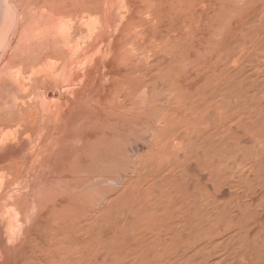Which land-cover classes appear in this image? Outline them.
<instances>
[{"label":"rangeland","instance_id":"1","mask_svg":"<svg viewBox=\"0 0 264 264\" xmlns=\"http://www.w3.org/2000/svg\"><path fill=\"white\" fill-rule=\"evenodd\" d=\"M0 264H264V0H0Z\"/></svg>","mask_w":264,"mask_h":264},{"label":"bare ground","instance_id":"2","mask_svg":"<svg viewBox=\"0 0 264 264\" xmlns=\"http://www.w3.org/2000/svg\"><path fill=\"white\" fill-rule=\"evenodd\" d=\"M58 99H63V96L62 95H58Z\"/></svg>","mask_w":264,"mask_h":264}]
</instances>
